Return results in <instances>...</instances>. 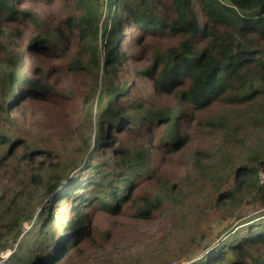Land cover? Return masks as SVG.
Returning <instances> with one entry per match:
<instances>
[{
    "label": "trees",
    "instance_id": "1",
    "mask_svg": "<svg viewBox=\"0 0 264 264\" xmlns=\"http://www.w3.org/2000/svg\"><path fill=\"white\" fill-rule=\"evenodd\" d=\"M26 32L32 34L27 41ZM29 51L65 58L78 97L52 89L42 73L27 76ZM130 62L138 81L169 103H147L131 91L122 78ZM49 95L60 118L77 105L72 98L81 100L77 144L67 158L12 129L23 101ZM263 99L264 0H0V155L18 158L23 167L19 190L0 212V264L87 262L104 249L100 242L92 250L80 247L97 242L89 231L97 210L121 216L130 207L149 220L155 210L169 209L175 183L162 192L147 187L156 177V154L182 152L194 137L182 134L179 122L199 124V112L221 101L261 113ZM247 123L264 134V114L248 116ZM236 142L247 147L239 163L211 176L218 192L213 207L231 220L225 232L231 239L220 238L186 264H264V185L258 179L264 138L254 145ZM202 153L197 150V160ZM44 199L53 200L39 222L40 212L34 213ZM24 222L31 225L26 238ZM53 226L62 233L46 252ZM95 233L102 240L110 236Z\"/></svg>",
    "mask_w": 264,
    "mask_h": 264
},
{
    "label": "rangeland",
    "instance_id": "2",
    "mask_svg": "<svg viewBox=\"0 0 264 264\" xmlns=\"http://www.w3.org/2000/svg\"><path fill=\"white\" fill-rule=\"evenodd\" d=\"M104 9L105 5H103ZM31 36L32 34L26 32L23 38L27 41ZM130 41V39L123 41L120 49L126 47ZM155 44L161 47L160 43ZM64 59L51 55L50 51L47 53L29 51L26 57L27 76L35 78L42 73V78L52 89L71 93L77 98L80 86L77 84V78L65 71ZM128 68L129 70L122 74V78L133 85L131 91L136 96L145 98L147 103L151 100L156 104L170 102L164 97L155 95L146 81H138L132 73L134 70L132 62L129 63ZM86 84L84 81V88ZM23 88L21 85L20 90ZM17 91L18 89L15 90L16 93ZM51 99L52 96L49 95L44 99L27 98L23 101L12 115L16 126L12 129L31 143L51 146L62 158H67L74 154L73 148L77 144L76 130L82 119L81 100L72 98L77 105L67 110V114L60 118L61 110L58 105H49ZM259 104L262 107L261 113L264 114V99ZM261 113L252 110L251 107L228 106L221 101L199 112L201 120L199 124L179 122L182 134L192 133L194 137L182 152L166 155L164 151L156 154L157 160L152 166L153 169L157 168L156 177L147 187L149 192H162L169 190L170 185L175 183V192L167 198L169 209L155 210L149 220L136 217L135 211L130 207H127L121 216H111L97 210L89 228L91 235L96 236L97 242L85 243L80 247L81 250H86L87 247L92 250L93 245L100 246V242L104 249L93 254L87 262H79V264H186L194 256L209 250V247L220 238L231 239V236L225 233L231 220L220 218L213 207L212 196L215 191L211 176L214 170H218L223 165L227 166V172L231 165L239 163L238 155L247 151V147L238 144L237 139L244 141L245 144L254 145L264 138V134H254L255 128L247 123L248 116L258 117ZM197 150L205 152L206 156L203 157V153L199 154L197 160ZM20 168L23 167L18 158L9 157L0 160V212L6 210V205L13 198L12 194L20 188L23 179ZM221 172L223 169L219 173ZM217 193L215 196L218 195ZM36 200L37 197H34L31 205H34ZM52 200L44 199L37 206L34 214L36 216L40 212L37 217L39 222L45 219ZM64 201L62 199V203ZM60 210L62 208L58 209ZM65 210L68 212L66 208ZM262 211L264 212V209ZM59 217L58 215L56 220H59ZM261 221L264 222V218ZM30 226L29 222L23 223L25 228L23 237L26 238ZM50 230L52 236L48 235V247L44 249L47 250L46 252H50L56 233H62V229L56 226L51 227ZM0 231L4 232L1 226ZM95 231H109L110 236H105L102 240ZM243 231L244 229L240 228L238 232ZM10 250L11 248L8 247L1 256L7 257ZM45 253L40 252L43 255ZM73 256L75 257L76 253Z\"/></svg>",
    "mask_w": 264,
    "mask_h": 264
},
{
    "label": "built area",
    "instance_id": "3",
    "mask_svg": "<svg viewBox=\"0 0 264 264\" xmlns=\"http://www.w3.org/2000/svg\"><path fill=\"white\" fill-rule=\"evenodd\" d=\"M258 179L259 183L264 185V170L259 173Z\"/></svg>",
    "mask_w": 264,
    "mask_h": 264
}]
</instances>
